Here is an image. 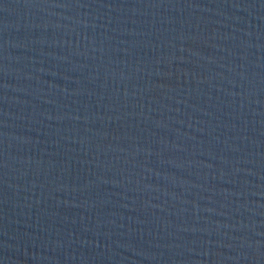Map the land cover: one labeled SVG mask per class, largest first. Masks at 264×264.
I'll use <instances>...</instances> for the list:
<instances>
[{"label":"water","instance_id":"water-1","mask_svg":"<svg viewBox=\"0 0 264 264\" xmlns=\"http://www.w3.org/2000/svg\"><path fill=\"white\" fill-rule=\"evenodd\" d=\"M0 264H264V0H0Z\"/></svg>","mask_w":264,"mask_h":264}]
</instances>
